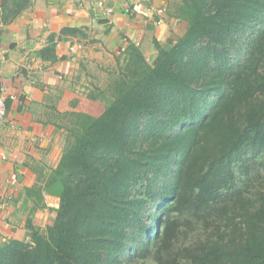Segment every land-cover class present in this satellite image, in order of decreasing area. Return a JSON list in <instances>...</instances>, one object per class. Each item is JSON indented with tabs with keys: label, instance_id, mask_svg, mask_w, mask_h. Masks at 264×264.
Here are the masks:
<instances>
[{
	"label": "trees",
	"instance_id": "1",
	"mask_svg": "<svg viewBox=\"0 0 264 264\" xmlns=\"http://www.w3.org/2000/svg\"><path fill=\"white\" fill-rule=\"evenodd\" d=\"M176 6L179 38L127 46L106 109L66 114L54 220L0 264H264V0Z\"/></svg>",
	"mask_w": 264,
	"mask_h": 264
},
{
	"label": "crops",
	"instance_id": "2",
	"mask_svg": "<svg viewBox=\"0 0 264 264\" xmlns=\"http://www.w3.org/2000/svg\"><path fill=\"white\" fill-rule=\"evenodd\" d=\"M98 1L0 0V243L26 240L29 219L41 229L53 222L59 190L47 179L66 142V114L106 109L98 80L122 60L118 48L133 44L152 60L155 40L186 28L173 0ZM68 27L78 30L61 34Z\"/></svg>",
	"mask_w": 264,
	"mask_h": 264
},
{
	"label": "built area",
	"instance_id": "3",
	"mask_svg": "<svg viewBox=\"0 0 264 264\" xmlns=\"http://www.w3.org/2000/svg\"><path fill=\"white\" fill-rule=\"evenodd\" d=\"M98 3L101 4L102 2L99 0ZM157 12L161 13V12H163V10L157 9ZM158 22H160V20ZM76 46L80 47V45H76ZM125 50H126V46L122 45L118 48L117 53L122 54V53H124ZM5 110H6V108H5V95H4V90L2 88V91L0 94V121L4 118Z\"/></svg>",
	"mask_w": 264,
	"mask_h": 264
},
{
	"label": "rangeland",
	"instance_id": "4",
	"mask_svg": "<svg viewBox=\"0 0 264 264\" xmlns=\"http://www.w3.org/2000/svg\"><path fill=\"white\" fill-rule=\"evenodd\" d=\"M179 4V0H173V6H172V8H173V11H176V5H178ZM109 79V75L108 76H102L101 78H100V81L98 80V82H99V84H100V86H104L105 87V85H106V82H107V80ZM264 160V156H262V157H260V158H257L256 160L257 161H259V160ZM262 170L264 171V167L262 168Z\"/></svg>",
	"mask_w": 264,
	"mask_h": 264
}]
</instances>
